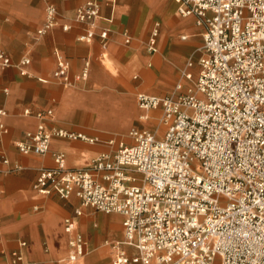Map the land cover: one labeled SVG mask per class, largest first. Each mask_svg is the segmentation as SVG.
<instances>
[{
  "label": "built area",
  "instance_id": "1",
  "mask_svg": "<svg viewBox=\"0 0 264 264\" xmlns=\"http://www.w3.org/2000/svg\"><path fill=\"white\" fill-rule=\"evenodd\" d=\"M45 1L46 19L39 34L57 25L58 9ZM183 15H194L204 28L203 53L195 87L178 82L175 96L137 94L144 120L160 109L159 132L133 128L131 141L89 138L82 132L48 128L41 121L28 140L16 145L23 153L46 154L51 139L101 141L113 146L84 168H70L63 151L56 166L43 168L35 189L55 191L64 199L77 196L82 206L124 216V241L113 243L112 264H264V0H176ZM100 4L89 0L77 8L85 25L81 41L99 38L107 47L110 30L99 28ZM68 30V25H62ZM159 25L148 44L158 51ZM130 42V37L126 38ZM25 57L22 65L29 64ZM0 48V66L12 65ZM193 61L189 62V66ZM91 61L71 73L70 60L58 53L53 77L63 85L87 79ZM22 72L25 73L24 70ZM185 77L193 78L192 71ZM7 111L0 108V130ZM30 114L31 110L26 109ZM53 109L38 117L53 116ZM9 162L0 150V164ZM36 209L38 207H35ZM78 215L82 209L76 210ZM70 234L63 264H75L86 252L84 235L66 218ZM20 240L14 264H30ZM132 247L136 253L128 250Z\"/></svg>",
  "mask_w": 264,
  "mask_h": 264
},
{
  "label": "crops",
  "instance_id": "2",
  "mask_svg": "<svg viewBox=\"0 0 264 264\" xmlns=\"http://www.w3.org/2000/svg\"><path fill=\"white\" fill-rule=\"evenodd\" d=\"M86 1L53 0L59 12L57 25L39 34L46 19L44 0H0V48L13 62L0 66V108L7 111L4 122L9 129L6 134L0 130V150L9 158L0 164V264H14L12 252L20 240L27 242L23 253L30 264H63L69 248L68 217L86 241V252L75 264H112V244L125 239L122 214L82 206L75 195L64 199L55 191L42 193L34 187L43 168L56 166V152H65L68 167L84 168L96 156L112 151V145L53 136L50 151L36 154L21 152L17 141L28 140L27 132L41 121L48 128L82 132L89 138L123 136L131 141L129 133L135 127L154 130L161 112L154 109L153 119H142L139 92L175 96L178 82L184 83L183 91L190 86L187 70L195 80L198 77L204 28L194 15L179 13L176 0H94L101 9L99 28L110 30L107 47L99 38L91 42L78 38L85 25L76 21V12ZM156 24L158 51L152 53L148 41ZM58 53L70 60L73 76L89 58L87 79L73 77L65 86L54 78ZM25 57L30 62L22 65ZM48 109H53V116H37ZM128 250L136 253L132 247Z\"/></svg>",
  "mask_w": 264,
  "mask_h": 264
},
{
  "label": "rangeland",
  "instance_id": "3",
  "mask_svg": "<svg viewBox=\"0 0 264 264\" xmlns=\"http://www.w3.org/2000/svg\"><path fill=\"white\" fill-rule=\"evenodd\" d=\"M154 130L156 131V132H159V130H160V126L159 125H154ZM121 139H124V140H126L127 142L128 141H130L128 138H126V137H123V136H118V141H120Z\"/></svg>",
  "mask_w": 264,
  "mask_h": 264
},
{
  "label": "bare ground",
  "instance_id": "4",
  "mask_svg": "<svg viewBox=\"0 0 264 264\" xmlns=\"http://www.w3.org/2000/svg\"><path fill=\"white\" fill-rule=\"evenodd\" d=\"M189 84L192 85L193 87H195V77L193 76V78L189 81ZM121 239V238H120Z\"/></svg>",
  "mask_w": 264,
  "mask_h": 264
}]
</instances>
